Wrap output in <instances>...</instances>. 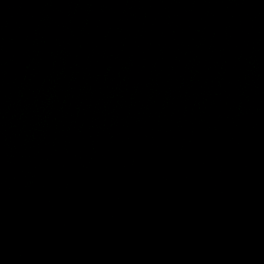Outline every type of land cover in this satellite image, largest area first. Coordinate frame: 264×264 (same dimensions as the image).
<instances>
[{
  "label": "water",
  "instance_id": "water-1",
  "mask_svg": "<svg viewBox=\"0 0 264 264\" xmlns=\"http://www.w3.org/2000/svg\"><path fill=\"white\" fill-rule=\"evenodd\" d=\"M0 264H264V0H0Z\"/></svg>",
  "mask_w": 264,
  "mask_h": 264
}]
</instances>
